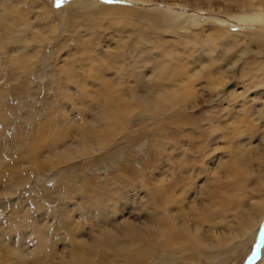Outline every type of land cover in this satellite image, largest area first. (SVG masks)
Masks as SVG:
<instances>
[{"label":"rangeland","instance_id":"rangeland-1","mask_svg":"<svg viewBox=\"0 0 264 264\" xmlns=\"http://www.w3.org/2000/svg\"><path fill=\"white\" fill-rule=\"evenodd\" d=\"M39 2L49 20L39 9L30 8L27 1L21 7L28 22L41 32L35 40L32 32L27 31V41L18 44L29 56L23 67H8V54L0 50V253L7 249V258L16 263L17 250L23 251V259L27 261L34 258L36 249L51 250L59 264L71 259L72 243L80 242L92 249L90 264H120L113 261V251H104L95 244L105 223L116 226V233L122 238L124 225L136 229L145 225L152 213L162 210V205L152 201V178L160 173L165 174L166 183L171 185L169 193L181 199L183 212H191V200H196L199 206L200 186L212 175L209 167L228 157L225 150L228 141L223 135L240 125L244 128L240 138L247 134L244 124L251 118L241 117L244 103L264 113V86L256 87L260 97L254 94L255 88L244 82L240 60L225 70L222 85L214 89L207 86L202 71L194 83L198 91L193 104L174 110L184 115L187 123L165 120L171 110L158 114L137 108L123 131L104 136L101 130L98 141L92 140L89 145L94 144L83 150L84 128L88 124L90 128L105 126L100 120L103 99L98 95L104 89L102 80H111L127 93L136 72L138 76L139 73L152 76L153 60H165L176 66L183 58L190 69L198 65L193 42L206 45L201 53V59L205 60L207 51L214 49L213 53H217L224 39L231 40L233 34L237 36L233 40L238 38V50L243 48V41L248 43V59L255 62L249 76L260 80L264 47L250 41L249 35L264 32V25L242 22L232 15L238 14L244 3L252 5L257 1L64 0L59 5L56 0ZM168 13L181 15L172 20ZM18 21L15 27L9 24L11 31L26 25L24 20ZM48 22L53 24L50 30ZM163 40L173 51L172 57L163 56L156 45ZM235 54L238 53H231L224 67L230 65ZM91 60L96 69L89 67ZM65 65L68 80L62 74ZM230 92L239 96L236 98ZM157 125L163 127L160 129L163 132L157 130ZM262 129L264 132V126ZM251 143L264 154L263 137L260 139L255 133ZM63 149L70 151L62 154ZM261 157L251 158L253 171L259 168ZM220 178L227 180L225 175ZM247 193L250 194L249 190ZM254 201L251 198L246 203ZM230 206L226 212L217 211L226 217L225 223L231 220L233 225L240 212L233 208L234 203ZM242 237L234 238L219 252L212 249L215 254L212 256L200 250L193 263L257 264L264 255V217Z\"/></svg>","mask_w":264,"mask_h":264},{"label":"bare ground","instance_id":"bare-ground-1","mask_svg":"<svg viewBox=\"0 0 264 264\" xmlns=\"http://www.w3.org/2000/svg\"><path fill=\"white\" fill-rule=\"evenodd\" d=\"M24 1L28 2L30 8L39 9L42 16H44L46 19L49 18L44 6L41 5L39 0H0V31L2 32V36L0 37V50L2 49L7 52V66L12 68H22L29 58L28 54L24 51H21L18 47L20 42L27 41L25 40L26 32H32L31 37L35 40L40 38L41 33H39L37 30V26H33L28 22L27 16L21 10L22 3ZM256 1L257 2L252 5H248L251 4L249 2L248 4L244 3V7H241L240 12L238 10V14L232 15L242 22L259 23L264 25V0ZM168 15L172 20H176L181 14L168 13ZM18 20H24L26 25L22 28L16 27V29L14 28V31H11L9 24L12 23V25L15 27L16 25H19ZM47 24V28L49 30L53 28V24H51V22H48ZM165 29L166 28H164V31ZM243 34L245 37H247L246 33ZM232 36L237 37L234 34ZM249 36L251 37L250 41H254L259 47H264V32H257L254 34L252 33V35ZM233 37L231 40L224 39V41L220 44V48L217 53L214 54V49L213 51L209 49L210 51L206 52L207 59L205 60H203L204 58L201 59V53L203 52V47L205 44H199V41L197 43L193 42L195 43L197 52L194 60L198 62V67L194 66L193 68L189 69L185 62L186 60H183L181 57V60L178 62L174 60V63L176 62V64H178L176 66L175 64L172 65L165 60H161L159 62H157V60H153L154 63H152L151 67L153 70L152 76L149 74L150 77L148 78L146 75H142L141 73H139L138 76L136 72V75H134V82L131 86H128L129 91L127 93L119 89L120 87H117L115 84H113L111 80L107 78L103 79L102 84L104 89H101L98 95L100 99H103L100 120L103 121L105 126L97 127L93 125L92 128H90L88 124V128H84V143H82L83 146L81 149L87 150V148L92 144L91 143L89 145V142L92 140L98 141L97 135H100L98 132L101 130H103L104 136L112 135L115 132H120V130L123 131V129L129 123V117H131V114L137 108H141V110L144 112H155L158 114H164L168 112V110H171L165 120L170 122H176L179 120L182 123V121H185V116L179 111L174 110H177L176 108L181 107L182 105H188L191 103L193 104L192 99L196 97V92L198 91L195 89L194 83L201 75L202 71H204V78L207 79V86L210 89H214L219 85H222V77L225 73V70L233 67V65L239 60L243 63L242 66L244 68V73L242 76H244V82L248 84L247 86L251 85L254 87V94L257 96L259 95L260 97L258 88L256 87H258L259 84L260 86H264V59H262L263 73H261L262 76L259 78L260 80H258L257 77H254L253 75L249 76V73L251 72L255 63L248 59L249 45L246 41H243V48L238 50V38L233 40ZM189 39H191V37ZM205 43L210 45V43L207 41H205ZM156 45L161 48L163 56L168 58L170 56L172 57L171 54L173 51L168 48L164 40L159 41L156 43ZM209 48L211 47L209 46ZM140 52L142 53L144 50ZM232 52H237L238 54L237 56L235 54V59L230 62V65L224 67V65L228 63L227 61L231 58ZM142 61L144 63H148V61L145 59ZM93 65L94 63L91 60L89 67L91 69H96V67H93ZM66 67L67 65H65V67L62 69V74H65V79L68 80V68ZM115 68L117 69L119 67L115 66ZM93 71L96 72L95 70H92V72ZM71 72L72 71H70V73ZM181 75H184V80H178ZM247 76H249V78H246ZM98 77L100 76L98 75ZM230 95L236 98L239 96L234 92H230ZM244 104V115H241V117L243 116L244 118H251L250 122L244 124L247 134L244 136V138H240L242 134H244V128H242L240 125L234 126L233 128L230 127L231 130L229 133L227 135H223V137L228 141V147L225 149L228 157L225 159L220 158L221 160H218V163H216L215 166L209 167V172H211L212 175L206 178L204 182H202L200 190L198 189V194L201 201L200 205L197 206L198 203H196V200H191L189 202L193 206V208L190 209L191 212H183L184 208L180 203L181 199L175 198L169 193L168 188L171 185L166 183L167 180H165V174L160 173L157 177L154 176L152 178V201H154L153 203H159L162 205V210L152 213L150 215L149 221L145 225L142 224L141 227L136 229L130 225H124L122 228L124 230L122 238H119L117 235V231L115 230L116 226L105 223L106 226H104V229L95 239V244L104 248V251L109 250L114 252L112 257L113 261L119 262L120 264H194L193 261L196 260L195 256L200 250L204 249L208 253V256H212L214 254L212 249H216V251L219 252L220 248L229 245V243H231L234 238L238 237L237 240H239V238L242 236V238H244L249 231L253 230L255 226L259 224V222L264 217V154H262L261 151L259 152L257 146L252 145L253 143H251V137L256 133L259 135L260 139L261 137L264 138V132L262 129V126H264V113L262 114L261 112L257 111L254 106L252 108L251 104L247 106L246 103ZM230 112L231 110H228L229 114ZM96 113L98 112L96 111ZM234 119L236 121L237 118ZM242 122L244 123V120ZM160 129L163 130V127L157 125V130L160 131ZM195 129H197V127H195ZM115 134L114 136L117 135ZM176 136L178 137V135ZM58 137V135H55L54 139L58 140ZM239 139L240 141L238 142ZM234 140L235 143H233ZM67 151L70 150L63 149L61 153L64 154ZM254 155L257 158L262 156L259 160V168H257V171H253V168L250 165L251 158H254ZM183 160L185 163H187V160ZM180 162H183L182 159ZM252 174L254 176L250 179L249 177ZM221 175H225L227 180L222 181L220 178ZM202 187H204V190ZM248 190L250 194L247 193ZM254 194L256 196H254ZM251 198H253V201L256 198V201L250 204L246 203V201ZM231 203H234L233 208L238 209L240 212V215L236 217V222L233 223V225H230L232 223L231 220H228L225 223L226 217H222L217 211V209L225 212L230 210ZM222 221H224L225 224H221ZM203 224H207V226ZM226 229H228V231H226ZM217 231L218 233L220 232V234H218ZM39 245V247H41V244ZM48 252L36 249L34 258L31 261H27L23 259V251L20 249L14 252L18 259V261L15 263L13 261L14 259L12 260L11 258H7L9 256L8 250L4 249V252L0 253V264H58L54 260V252L51 250ZM91 254L92 249L86 248L80 242H73L71 246V259L63 260L59 262V264H90ZM161 254H166L165 256L167 257L162 258ZM157 255H160L158 262L155 261ZM104 259H106V257ZM257 264H264V255Z\"/></svg>","mask_w":264,"mask_h":264},{"label":"snow or ice","instance_id":"snow-or-ice-1","mask_svg":"<svg viewBox=\"0 0 264 264\" xmlns=\"http://www.w3.org/2000/svg\"><path fill=\"white\" fill-rule=\"evenodd\" d=\"M64 0H56L57 5L63 3ZM104 2H110V0H104Z\"/></svg>","mask_w":264,"mask_h":264}]
</instances>
